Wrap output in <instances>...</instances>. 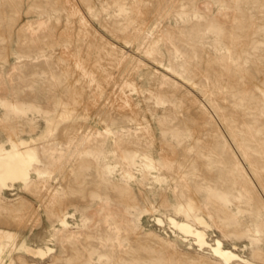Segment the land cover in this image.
I'll use <instances>...</instances> for the list:
<instances>
[{
    "label": "rangeland",
    "instance_id": "374dc122",
    "mask_svg": "<svg viewBox=\"0 0 264 264\" xmlns=\"http://www.w3.org/2000/svg\"><path fill=\"white\" fill-rule=\"evenodd\" d=\"M0 150L1 264H264V0H0Z\"/></svg>",
    "mask_w": 264,
    "mask_h": 264
},
{
    "label": "bare ground",
    "instance_id": "6f19581e",
    "mask_svg": "<svg viewBox=\"0 0 264 264\" xmlns=\"http://www.w3.org/2000/svg\"><path fill=\"white\" fill-rule=\"evenodd\" d=\"M105 133L111 134L109 129H105ZM32 157L28 156L22 151L4 152L0 150V188L8 187L9 184H16V182H28L30 177V167L32 165ZM170 224L174 229L185 234L187 237L193 238L197 245L204 247L208 244L206 233L201 228H195L189 222H179L174 218L169 219ZM200 225L206 222L202 218H196ZM159 225H163V221L158 219ZM41 254V252H38ZM216 253L223 257L227 262L235 257V255L224 252L220 245L216 249ZM4 250L0 246V264L3 261Z\"/></svg>",
    "mask_w": 264,
    "mask_h": 264
}]
</instances>
